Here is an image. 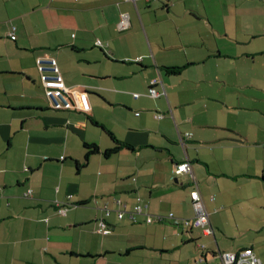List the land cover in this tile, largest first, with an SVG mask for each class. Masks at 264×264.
<instances>
[{
  "label": "crops",
  "instance_id": "obj_1",
  "mask_svg": "<svg viewBox=\"0 0 264 264\" xmlns=\"http://www.w3.org/2000/svg\"><path fill=\"white\" fill-rule=\"evenodd\" d=\"M40 56L90 112L51 107ZM108 132L130 147L107 156ZM194 179L212 234L117 216L192 218ZM0 188V264H264V0H0Z\"/></svg>",
  "mask_w": 264,
  "mask_h": 264
},
{
  "label": "built area",
  "instance_id": "obj_2",
  "mask_svg": "<svg viewBox=\"0 0 264 264\" xmlns=\"http://www.w3.org/2000/svg\"><path fill=\"white\" fill-rule=\"evenodd\" d=\"M136 1V0H128ZM122 26L127 28L128 18L123 16ZM99 46H103L100 40H97ZM37 66L40 72L41 82L45 90L46 98L48 99L51 107L56 110H78L83 112H90L92 110L89 94L86 89L70 88L64 79L63 73L60 69L58 60L51 56H40L37 58ZM162 85V81L159 77L151 80L150 83V95L157 97L161 94V91L157 89ZM137 96V95H136ZM164 117L163 113H157L155 118L161 119ZM192 172V164L189 160L177 164L176 173L184 174ZM1 191V188H0ZM31 194V191L28 192ZM190 197L194 206L195 215L192 218H179L173 212L167 215H152L146 212L144 205L139 199L138 203L133 209L118 210L117 216L119 219H123L126 214L132 221H136V217L140 214H146V220L148 223L153 221H170L174 225H182L186 228H198L204 229L206 235L214 233V229L211 226L210 214L206 208L203 197L200 193L198 183L194 179V184L190 193ZM60 215H66L67 208L65 203L57 201L55 203ZM112 215V210L105 209L104 217L99 222V233H108L110 231V224L107 219ZM199 249L202 253L200 256L201 264H209L207 262V249L205 244H200ZM221 264H262V260L257 257L252 248H245L239 251H219L218 252Z\"/></svg>",
  "mask_w": 264,
  "mask_h": 264
},
{
  "label": "trees",
  "instance_id": "obj_3",
  "mask_svg": "<svg viewBox=\"0 0 264 264\" xmlns=\"http://www.w3.org/2000/svg\"><path fill=\"white\" fill-rule=\"evenodd\" d=\"M165 71L168 74H170V75H177V74H180L181 73L182 67H179V66H166L165 67ZM108 133H109V136L114 140V142H115L116 145H115L114 148H111V149H108V150L105 151V154L107 156H109L112 153H116L122 147H130V145L124 144L123 142H121L120 140H118L112 132H108ZM85 149H86V160L88 159V157L90 155H92V154H94V153H96V152L99 151V147L97 145H95V144H89V143H86L85 144Z\"/></svg>",
  "mask_w": 264,
  "mask_h": 264
},
{
  "label": "rangeland",
  "instance_id": "obj_4",
  "mask_svg": "<svg viewBox=\"0 0 264 264\" xmlns=\"http://www.w3.org/2000/svg\"><path fill=\"white\" fill-rule=\"evenodd\" d=\"M195 229H199V228H195ZM234 239H235V238L232 237V238H231V241L234 240Z\"/></svg>",
  "mask_w": 264,
  "mask_h": 264
}]
</instances>
